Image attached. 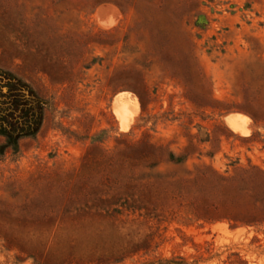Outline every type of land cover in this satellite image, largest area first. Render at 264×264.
I'll use <instances>...</instances> for the list:
<instances>
[{"label":"rangeland","instance_id":"obj_1","mask_svg":"<svg viewBox=\"0 0 264 264\" xmlns=\"http://www.w3.org/2000/svg\"><path fill=\"white\" fill-rule=\"evenodd\" d=\"M13 1L0 264H264V0Z\"/></svg>","mask_w":264,"mask_h":264},{"label":"trees","instance_id":"obj_2","mask_svg":"<svg viewBox=\"0 0 264 264\" xmlns=\"http://www.w3.org/2000/svg\"><path fill=\"white\" fill-rule=\"evenodd\" d=\"M14 3L12 0H0V27L15 29L26 22L25 12L17 10ZM199 25L198 21L196 26ZM0 77L7 81L2 92L0 88V134L7 139V147L16 149L21 138L32 136L38 131L43 121V105L33 90L11 75L3 74ZM129 177H124L120 184L130 185Z\"/></svg>","mask_w":264,"mask_h":264}]
</instances>
